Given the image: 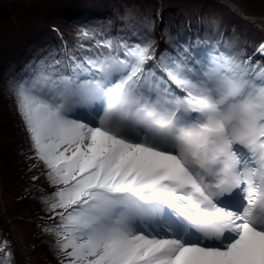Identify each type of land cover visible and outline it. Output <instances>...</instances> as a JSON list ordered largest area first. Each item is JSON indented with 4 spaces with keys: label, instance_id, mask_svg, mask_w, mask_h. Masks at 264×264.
I'll return each instance as SVG.
<instances>
[{
    "label": "snow or ice",
    "instance_id": "snow-or-ice-1",
    "mask_svg": "<svg viewBox=\"0 0 264 264\" xmlns=\"http://www.w3.org/2000/svg\"><path fill=\"white\" fill-rule=\"evenodd\" d=\"M153 28L81 27L8 81L54 189L43 231L59 264H264V44Z\"/></svg>",
    "mask_w": 264,
    "mask_h": 264
},
{
    "label": "trees",
    "instance_id": "trees-1",
    "mask_svg": "<svg viewBox=\"0 0 264 264\" xmlns=\"http://www.w3.org/2000/svg\"><path fill=\"white\" fill-rule=\"evenodd\" d=\"M223 1L0 0V236L11 242L17 264L59 261L41 224L49 219L42 198L54 189L43 175L46 169L28 161L31 141L8 81L59 53L64 43H74L81 27L111 22L115 33L130 10L152 22L157 49L167 45L171 33L215 47L238 44L254 51L264 44V21L253 20L264 17V0Z\"/></svg>",
    "mask_w": 264,
    "mask_h": 264
},
{
    "label": "rangeland",
    "instance_id": "rangeland-1",
    "mask_svg": "<svg viewBox=\"0 0 264 264\" xmlns=\"http://www.w3.org/2000/svg\"><path fill=\"white\" fill-rule=\"evenodd\" d=\"M264 18V17H263ZM258 19H260V18H258ZM1 21V20H0ZM254 21H256V20H254ZM28 161L30 162V163H33V161H31V160H29L28 159ZM36 219H37V217H33L32 219H31V221L33 222V221H36ZM25 221H28V219H24ZM10 221V220H9ZM15 234H13V236H14ZM1 237V236H0ZM13 238H15L16 240H17V242H18V246L22 249V251L24 252V253H27V250L23 247V241H22V239L20 238V237H18V236H14Z\"/></svg>",
    "mask_w": 264,
    "mask_h": 264
},
{
    "label": "water",
    "instance_id": "water-1",
    "mask_svg": "<svg viewBox=\"0 0 264 264\" xmlns=\"http://www.w3.org/2000/svg\"><path fill=\"white\" fill-rule=\"evenodd\" d=\"M223 2H225L226 4H228V5H231L229 2H227L226 0H224ZM241 17H243L244 19H246V20H249L250 18H247V17H244V16H242L241 14H239ZM253 20H256V21H258V20H261V21H264V18H260V19H253Z\"/></svg>",
    "mask_w": 264,
    "mask_h": 264
}]
</instances>
